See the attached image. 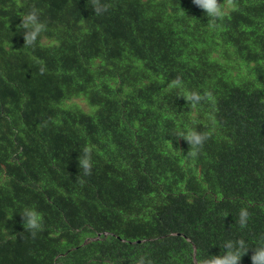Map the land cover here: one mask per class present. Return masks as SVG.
<instances>
[{
  "label": "trees",
  "instance_id": "1",
  "mask_svg": "<svg viewBox=\"0 0 264 264\" xmlns=\"http://www.w3.org/2000/svg\"><path fill=\"white\" fill-rule=\"evenodd\" d=\"M101 2L96 15L91 0H0V264H196L238 239L252 264L264 0H235L215 27L192 0ZM33 8L46 31L28 47L19 25ZM192 91L211 96L192 108ZM193 128L209 137L195 157L176 137ZM25 207L43 217L35 236Z\"/></svg>",
  "mask_w": 264,
  "mask_h": 264
},
{
  "label": "clouds",
  "instance_id": "2",
  "mask_svg": "<svg viewBox=\"0 0 264 264\" xmlns=\"http://www.w3.org/2000/svg\"><path fill=\"white\" fill-rule=\"evenodd\" d=\"M193 4L202 9L209 20V27H215L216 22L225 18L229 9L235 10V0H192ZM92 8L96 15H101L108 11L109 5L102 3L101 0H91ZM20 29L24 32V45L32 47L36 44L41 33L46 31V24L40 20L39 12L33 8L26 14L21 16ZM43 71V70H41ZM170 87H182V80L177 77L170 82ZM211 96L210 92H205L203 95L199 92H188L183 97L192 108L198 107L205 99ZM176 137H182L189 144L188 155L195 157L198 155L199 150L203 147L204 143L209 139L206 132L198 131L193 128L187 132H181ZM172 143V142H171ZM79 168L83 170L85 176L91 175L92 170V149L85 146L82 155L78 157ZM250 213L247 208H241L239 211V223L245 226ZM23 220V227L29 231L33 236L38 231L43 230V217L34 208L25 207L21 213ZM223 255H211L203 259H198L196 264H240L242 257L247 254L249 248L243 239L228 240L224 243ZM252 264H264V241H262L256 248L253 249L251 256ZM138 264H150V261L141 257Z\"/></svg>",
  "mask_w": 264,
  "mask_h": 264
},
{
  "label": "rangeland",
  "instance_id": "3",
  "mask_svg": "<svg viewBox=\"0 0 264 264\" xmlns=\"http://www.w3.org/2000/svg\"><path fill=\"white\" fill-rule=\"evenodd\" d=\"M81 104H82L85 108H87L86 103H85L84 101H82Z\"/></svg>",
  "mask_w": 264,
  "mask_h": 264
}]
</instances>
